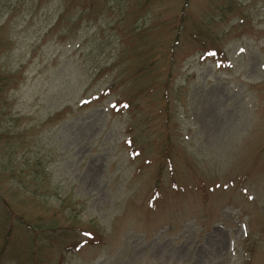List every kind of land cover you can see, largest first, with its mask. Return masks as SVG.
Here are the masks:
<instances>
[{"label":"rangeland","instance_id":"rangeland-1","mask_svg":"<svg viewBox=\"0 0 264 264\" xmlns=\"http://www.w3.org/2000/svg\"><path fill=\"white\" fill-rule=\"evenodd\" d=\"M65 5L1 35L0 264H264V0Z\"/></svg>","mask_w":264,"mask_h":264},{"label":"trees","instance_id":"trees-1","mask_svg":"<svg viewBox=\"0 0 264 264\" xmlns=\"http://www.w3.org/2000/svg\"><path fill=\"white\" fill-rule=\"evenodd\" d=\"M67 0H60L61 8L55 13V20L57 21L56 25H60L63 19L67 17V10L64 9L66 7L65 3ZM45 0H0V42H3L2 48H5V50L10 45V40L7 39L8 36H12L15 33L14 30V23L18 22L16 17L20 16L22 20L29 21L32 20L33 17L40 12V10L43 8ZM43 11H48V9H43ZM49 13V12H47ZM28 18V20H26ZM81 18V17H80ZM61 21V22H60ZM79 24H73V27L70 29V31H75L76 26ZM29 26V24L27 25ZM53 27V26H51ZM49 28L46 32H50L52 28ZM55 27V26H54ZM53 27V28H54ZM179 34H177L176 38L179 37ZM1 35L7 36V38H2ZM8 41V42H7ZM0 45H2L0 43ZM6 64L0 61V100L3 99L4 91L9 87V85L14 81V73L12 72H6V68H4ZM145 70V69H144ZM142 70V71H144ZM104 92H101V95ZM4 103V100L0 101V108L1 105ZM21 218V216H19ZM24 224V223H23ZM26 231L30 234L32 243H30L28 251L29 253V261L25 264H42L39 259V252L40 246H46L45 240H48L53 237L54 232H58L55 227V223L51 225L46 226H37L29 223L27 221L26 223ZM68 229L65 228L62 232H58L59 238L64 237L65 235L70 236L71 234H67ZM45 233V235L43 234ZM6 235L10 238L12 235V232L8 230L6 232ZM43 235V236H42ZM74 236L77 237V233H74ZM80 237V235H79ZM5 239H7L5 237ZM39 239H42L43 242H40ZM4 247L8 246V239L7 241L4 240ZM44 243V244H43ZM34 244V245H33Z\"/></svg>","mask_w":264,"mask_h":264}]
</instances>
